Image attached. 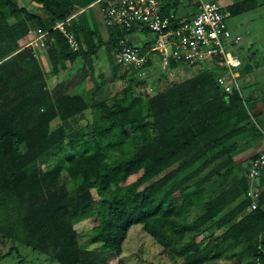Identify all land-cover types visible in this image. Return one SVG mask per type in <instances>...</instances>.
I'll list each match as a JSON object with an SVG mask.
<instances>
[{"label":"trees","instance_id":"obj_1","mask_svg":"<svg viewBox=\"0 0 264 264\" xmlns=\"http://www.w3.org/2000/svg\"><path fill=\"white\" fill-rule=\"evenodd\" d=\"M29 1L46 16L30 14L14 0H0L2 238L57 264H123L118 256L126 232L139 225L172 258H184L183 264H202L220 256L239 260L244 255L264 264V206L248 211L243 197L246 179L241 173L237 178L229 176L233 166L229 154L237 147L234 139L253 142L259 135L237 92L220 93L215 85L218 74L210 70L164 87L144 104L131 96L129 81L123 97L113 105L93 106L90 139L69 141L74 155L64 172L58 160L44 171L35 167V157L55 148L66 150L60 147L62 128L48 133L49 121L58 118L64 123L89 105L81 95L66 94L62 83L46 91L31 49L19 50L17 43L25 37L28 24L49 31L53 38L52 47L44 51L52 72L57 64L88 59L102 46H114L115 51L117 40L134 31L109 30V40L102 43L93 18L87 16L88 6L96 0ZM173 6L174 2L166 5ZM72 7L81 11L67 28L80 42L77 51L69 50L57 31H50L54 23L72 15ZM9 19L16 21L8 25ZM141 47L146 50L148 44ZM147 118L152 119L155 134L137 144L132 128ZM139 171L132 183L125 184L129 175ZM213 175L228 185L208 197L211 191L204 186ZM93 189L97 200L91 196ZM191 208L201 211L188 221ZM80 220L94 223L90 241L97 248L77 243L74 224ZM209 223L215 230L224 229L200 249L193 235ZM210 237L212 233L204 238Z\"/></svg>","mask_w":264,"mask_h":264},{"label":"rangeland","instance_id":"obj_2","mask_svg":"<svg viewBox=\"0 0 264 264\" xmlns=\"http://www.w3.org/2000/svg\"><path fill=\"white\" fill-rule=\"evenodd\" d=\"M16 5L19 8H24L26 11L33 15H38L40 17H45L46 14L34 3H31L29 0H14ZM94 5V4H92ZM90 9V8H89ZM73 18L75 15L80 13L81 11L75 7L71 8ZM96 12V10H94ZM92 11L88 13V17H91ZM14 19L7 20L8 25H11L15 22ZM29 25V29H33L31 24ZM151 39V35L144 31L141 33H134L130 36V40L133 42L132 44L140 45V42L148 41ZM23 42L18 44V46H22L26 42V37H23ZM18 43V42H17ZM134 45V46H136ZM112 50V49H111ZM226 51L232 52L229 48H226ZM113 52V51H112ZM37 52V57L40 55ZM44 56V55H43ZM42 61V58H38L39 69L40 71H47L46 73L48 77L52 76V65L48 62L47 59ZM103 61V59H102ZM43 63V64H42ZM102 65V63H101ZM85 66V64H84ZM83 66V67H84ZM101 69V68H100ZM102 70V71H101ZM101 70H88L84 67V69L76 68V66L71 69L68 73L60 74L61 83L64 85V91L68 95H81L84 97V101L89 107L85 109L83 112L69 118L66 122L62 123L58 118H53L48 123V133H51L58 127L62 128V139L60 142V147L66 149L64 151L59 148H55L53 151L49 153H43L33 160L35 167L39 168L41 171H44L48 167H50L53 163L58 160L62 172L68 167V165L73 161L74 153L70 150L69 141L80 142L82 140L90 139V132L92 130V122L93 117L96 113L95 106L98 102H104L107 106L113 105L117 100L123 97V89L126 87L129 81H132L130 94L132 97H137L142 101L149 98L150 96L155 95L161 89L168 85L169 82L165 81L166 73L163 72L162 75L158 70V63L153 64L151 67V71H143L136 73L134 71H129L122 67H117L114 65L113 60L107 61L106 64L103 63ZM75 72V73H73ZM177 75V74H176ZM173 76L175 81H177V77ZM180 78H183V73H180ZM44 80V79H43ZM46 91L50 92L55 86V81L53 79H47L44 82ZM3 85H0V89ZM141 104V105H143ZM140 105V106H141ZM43 109V108H42ZM42 111V110H41ZM40 112V111H39ZM146 109H143L141 112L142 116L146 115ZM151 118H147L137 124H135L132 128V139L135 143L140 144L147 138L152 137L155 133L153 127L151 125ZM124 133L128 132V128H124ZM237 143V146H242L243 139L237 138L234 139ZM244 144V143H243ZM25 147L23 144L20 145V151L23 152ZM103 155L105 160H109V154L106 150H103ZM247 164V163H246ZM238 165V169H233L230 173V177L237 178L239 173L241 176L245 173V166ZM209 170V168H208ZM206 170V171H208ZM224 170H220L219 173H222ZM140 171L136 172L132 175H129L125 181V184L132 183L137 176H139ZM200 177V176H199ZM207 185V191H211L209 194L206 193L208 197L211 195L214 196L218 193L219 188L222 187L225 189L227 185L220 183V179L218 175H213ZM70 185L68 184V187ZM229 187V186H228ZM91 196L94 200H97V192L93 189L91 190ZM239 200V199H238ZM236 203V202H235ZM229 207H232L230 205ZM201 211L200 208L193 209L191 208L188 215L187 220L190 221L194 218V216ZM6 212V211H5ZM9 215V212L6 213ZM5 214V215H6ZM3 212H0V218L4 216ZM94 223H89L85 220H80L74 224V229L77 232V243L86 249H94L97 248V244L90 241V229ZM224 229V228H223ZM222 230H215L212 227V224L209 223L203 229H201L198 233L193 235L196 243L199 244V248H203L207 243L212 241L213 239L219 238L222 233ZM212 233V237L204 238L206 235ZM190 238V235L186 236V239ZM0 254H6L7 251H12L10 256H7L0 261V264H57L56 262H52L51 260L45 258L44 256L39 255L38 253H32L30 250L26 249L24 246L11 243L5 238V242L0 243ZM17 246V248H13L12 246ZM10 253V252H9ZM118 260H120L123 264H183L184 258L171 257L170 252L166 247L159 246L149 235H147L139 225L131 226L125 235V239L121 245V253L118 256ZM108 264H115L113 261H109ZM202 264H257L256 261L249 258L248 255L242 256L241 259L236 260L235 258H225L220 256L215 259H211Z\"/></svg>","mask_w":264,"mask_h":264},{"label":"built area","instance_id":"obj_3","mask_svg":"<svg viewBox=\"0 0 264 264\" xmlns=\"http://www.w3.org/2000/svg\"><path fill=\"white\" fill-rule=\"evenodd\" d=\"M176 0H96L102 24L108 30L141 33L147 31L151 36L148 48L134 46L126 37L119 38L113 57L115 66L136 73L151 71L152 57L157 55L158 70L166 73L168 85L180 83L203 71L218 69L223 73L215 77V85L225 95L237 90L236 71L241 66L240 58L226 51L227 41L237 45L240 37L230 40L225 20L230 13L221 9L213 1L197 0L194 16L179 22L173 7H166ZM71 16L56 22L50 31H57L71 51H77L80 42L67 30ZM26 42L21 49L30 48L46 51L52 47L53 38L49 31L28 29ZM20 49V50H21ZM142 49V50H140ZM150 63V64H148ZM183 73V78H180ZM177 74V75H176ZM178 78L177 81L173 78ZM168 85H165L168 86ZM264 169V149L253 156L245 166L244 178L248 189L243 197L248 201V211L258 209V193L252 189V181Z\"/></svg>","mask_w":264,"mask_h":264},{"label":"crops","instance_id":"obj_4","mask_svg":"<svg viewBox=\"0 0 264 264\" xmlns=\"http://www.w3.org/2000/svg\"><path fill=\"white\" fill-rule=\"evenodd\" d=\"M208 1L215 2L221 7V9L230 13V16L225 20L226 28L230 35V40H232L234 37H240V42L237 45L233 46L227 41L225 47L229 48L232 51L230 53L237 55L241 60V66L236 71L237 90L235 91L239 95L243 107L250 117V121L255 133L259 135L253 142L247 141V139H245L244 137L241 138V140L243 139L244 144L242 143V146H237L236 149L229 154L233 165L231 170H233L238 169V165H243L244 163L246 164L250 159L253 158L254 155L264 149V0ZM93 4L94 5L91 4L90 6H88L92 11L91 17L93 18V22L95 24V28L97 30L99 38L101 39V42L106 43L109 40L110 32L107 28H105L100 20L98 5H96L95 3ZM197 5V0L174 1L173 9L176 13L177 18L179 19L178 21L181 22L191 19L196 13ZM94 10H96V12H94ZM134 33L136 32H133L130 35L126 36L127 41L131 44L133 42L130 40V36ZM150 40L140 42V45H134L141 47L144 45V43L150 42ZM22 42L23 40H19L18 44ZM20 49L21 48L19 47V50ZM37 52L42 53H39L40 55H38L37 57ZM114 52V46H102L95 52L94 55H92L88 59L78 57L71 64L67 62H64L63 66L57 64L55 67V71L52 72L53 75L50 77L47 76L49 75L46 73L47 71H41V73L43 74L44 82L47 79H53L55 81V84L61 83V76L59 75L62 73L64 74L67 71L69 72L75 66L78 69L80 67V69L82 70L84 69V67L89 71L101 70L103 63L106 64L107 61L109 62L113 60ZM32 54L35 60H38V58H42V61H44L43 57L46 56L45 59L50 62L44 51L34 50ZM39 62L37 61V64H39ZM150 63H152V66L153 64L157 63L156 54H154ZM210 71L216 74L223 73L218 69ZM212 167L213 165L210 168ZM246 181L248 183L247 179ZM252 189H254L261 198H259L260 201L258 202V205L264 206V169L261 170L259 176L254 179V181H252ZM8 241L10 242V240ZM1 242H5V238H2V236L0 235V243ZM12 247L17 248L16 245ZM11 254L12 251H7V253L4 254L5 256L3 254H0V257L3 256V258H5L7 256H10ZM44 257L47 258L46 256ZM3 258H0V261H2ZM51 261L53 262L54 260Z\"/></svg>","mask_w":264,"mask_h":264}]
</instances>
